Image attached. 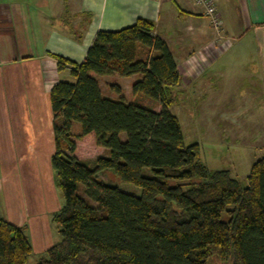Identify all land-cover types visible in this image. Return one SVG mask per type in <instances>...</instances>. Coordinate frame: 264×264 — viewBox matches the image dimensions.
<instances>
[{"label":"trees","instance_id":"16d2710c","mask_svg":"<svg viewBox=\"0 0 264 264\" xmlns=\"http://www.w3.org/2000/svg\"><path fill=\"white\" fill-rule=\"evenodd\" d=\"M154 28L138 18L118 31H98L80 64L54 56L57 70L67 69L73 80L49 94L50 167L63 200L51 221L60 241L36 264H206L210 257L264 264V157L242 183L228 171L208 170L196 143L184 145L169 111L181 76ZM114 75L138 76L131 93L158 102L159 112L126 103L116 85L109 86L116 99L105 97L97 78ZM81 144L107 156L88 166L76 156ZM104 170L139 188V196L99 181ZM32 253L27 226L0 217V264H26Z\"/></svg>","mask_w":264,"mask_h":264},{"label":"crops","instance_id":"0c3cea01","mask_svg":"<svg viewBox=\"0 0 264 264\" xmlns=\"http://www.w3.org/2000/svg\"><path fill=\"white\" fill-rule=\"evenodd\" d=\"M210 1L221 20L217 31L194 0H0L3 219L25 224L26 214L19 208L30 204L29 197L38 199L35 193L25 194L27 178H34L25 164L32 160L35 168L33 160L47 157L50 164V90L58 82L73 81L67 69L57 70L54 56L80 64L98 31H118L146 19L154 23L153 33L165 42L179 75L197 74L196 80L209 70L225 74L238 66L243 70L238 74H259L264 83V0ZM64 9L71 18L65 19ZM77 29L84 33L77 36ZM48 181L51 185V175Z\"/></svg>","mask_w":264,"mask_h":264},{"label":"rangeland","instance_id":"374dc122","mask_svg":"<svg viewBox=\"0 0 264 264\" xmlns=\"http://www.w3.org/2000/svg\"><path fill=\"white\" fill-rule=\"evenodd\" d=\"M66 17L65 19H68L72 16ZM75 33L78 36L83 34L84 30L79 32L77 29ZM139 53L141 54V51ZM140 54H138L139 59H141ZM239 71L243 70L242 68L239 70L238 66L226 69L225 74L209 70L207 74L196 80L194 77L197 74H180L182 79L172 91L175 101L169 111L178 121L184 145L194 143L198 145L200 163L210 171H228L231 178L244 183L252 164L264 157V83L260 81L259 74H238ZM137 79L138 76L128 78L116 75L102 76L98 83L105 97L116 99L117 96L109 90V85H116L120 88L121 96L126 103L159 112L158 102L141 94L131 93V85ZM190 79L194 81H189ZM71 131L73 134L79 133V125L73 123ZM119 138L124 141V134ZM76 156L90 166L97 157L107 156V151L81 144L77 146ZM47 159L33 160L37 163L36 169L31 167L32 160L25 164L28 174L34 172V178H27L28 187L25 194L30 196L31 193L33 195L35 193L38 198L29 197L30 204L28 202L26 207L23 203L24 205L19 208L26 214L25 218L22 216L20 220L26 219L23 225L27 226V235L33 250L26 264H36L44 251L60 241L58 227L51 218L60 209L63 200L54 185ZM50 175L51 185L48 181ZM143 175L149 176L150 173L145 169ZM98 180L124 193L139 196V188L123 184L111 170L100 172ZM40 187L41 191H38ZM77 194L85 198L80 186ZM43 199L47 201L43 202ZM2 216L0 206V217ZM222 219L227 220L225 215ZM206 264H232V262H222L216 257H210Z\"/></svg>","mask_w":264,"mask_h":264},{"label":"built area","instance_id":"2783aa9c","mask_svg":"<svg viewBox=\"0 0 264 264\" xmlns=\"http://www.w3.org/2000/svg\"><path fill=\"white\" fill-rule=\"evenodd\" d=\"M160 1V0H157ZM196 6L202 7L205 10V15L209 19L213 29L217 31L221 24L219 14L216 11V8L213 6L210 0H194Z\"/></svg>","mask_w":264,"mask_h":264}]
</instances>
